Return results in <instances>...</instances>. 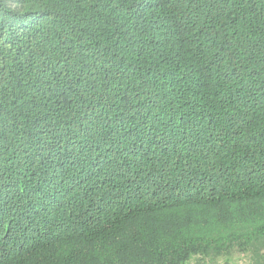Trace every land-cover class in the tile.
<instances>
[{
	"label": "trees",
	"instance_id": "1",
	"mask_svg": "<svg viewBox=\"0 0 264 264\" xmlns=\"http://www.w3.org/2000/svg\"><path fill=\"white\" fill-rule=\"evenodd\" d=\"M264 264V0H0V264Z\"/></svg>",
	"mask_w": 264,
	"mask_h": 264
},
{
	"label": "rangeland",
	"instance_id": "2",
	"mask_svg": "<svg viewBox=\"0 0 264 264\" xmlns=\"http://www.w3.org/2000/svg\"><path fill=\"white\" fill-rule=\"evenodd\" d=\"M185 264H251L243 254H231L229 256L221 255L215 258L198 260L197 257H191Z\"/></svg>",
	"mask_w": 264,
	"mask_h": 264
}]
</instances>
